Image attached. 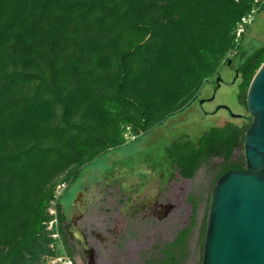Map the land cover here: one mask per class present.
Segmentation results:
<instances>
[{
  "label": "trees",
  "instance_id": "trees-1",
  "mask_svg": "<svg viewBox=\"0 0 264 264\" xmlns=\"http://www.w3.org/2000/svg\"><path fill=\"white\" fill-rule=\"evenodd\" d=\"M251 6V0H0V264H21L47 246L43 221L56 180L71 167L76 171L61 180H78L90 162L124 144L125 123L138 136L183 108L230 51L241 56L240 88H248L264 62V42L248 51L245 34L237 43L235 29ZM249 126L215 125L196 139L174 140L165 152L186 179L222 157L217 182L247 168L246 158L234 161L233 153ZM190 201L195 220L199 203L193 195ZM64 219L62 212L70 252ZM191 230L177 235L160 264L183 262Z\"/></svg>",
  "mask_w": 264,
  "mask_h": 264
},
{
  "label": "rangeland",
  "instance_id": "rangeland-1",
  "mask_svg": "<svg viewBox=\"0 0 264 264\" xmlns=\"http://www.w3.org/2000/svg\"><path fill=\"white\" fill-rule=\"evenodd\" d=\"M263 42L264 7L248 26L243 46L252 51ZM230 54L239 57L238 51H230L224 58ZM224 70L227 77L232 76L228 68ZM241 82L223 86L217 101L246 118H231L221 111L217 116L203 121L195 118V122L189 123L186 118L189 111H186L161 119L162 122L138 136H135L133 125L125 123L126 142L94 159L79 174L78 180L68 182L69 187L61 198L65 216L63 227L72 254L67 248L66 251L76 264H160L177 235L189 226L192 230L185 246L187 254L181 264H202L206 231L202 235L201 229L205 222L207 226L215 176L224 159L217 157L203 162L196 176L186 179L169 160L165 149L180 137L196 139L207 129L228 121L242 125L251 123L246 104L249 86L241 90ZM209 92L205 89L204 95L208 96ZM206 106L212 108L213 103L208 102ZM124 118L125 114L119 115L121 121ZM244 157V146L237 147L233 160ZM75 171V167L69 168L56 182ZM140 172L145 173L143 177L138 174ZM74 195L77 199L72 205ZM191 195L199 203L195 220L192 219ZM93 204L106 214L105 217L98 223L86 222L85 216L79 218L80 210L86 213L90 209L88 206ZM47 253L48 244L26 255L21 264H47L43 260Z\"/></svg>",
  "mask_w": 264,
  "mask_h": 264
},
{
  "label": "water",
  "instance_id": "water-1",
  "mask_svg": "<svg viewBox=\"0 0 264 264\" xmlns=\"http://www.w3.org/2000/svg\"><path fill=\"white\" fill-rule=\"evenodd\" d=\"M246 104L252 118L244 135L247 168L227 171L213 187L202 264H264V62Z\"/></svg>",
  "mask_w": 264,
  "mask_h": 264
},
{
  "label": "built area",
  "instance_id": "built-area-1",
  "mask_svg": "<svg viewBox=\"0 0 264 264\" xmlns=\"http://www.w3.org/2000/svg\"><path fill=\"white\" fill-rule=\"evenodd\" d=\"M252 6L238 21L235 29V40L240 43L247 28L252 24L264 7V0H251ZM69 187L66 180H60L54 187L53 196L46 207V217L43 221L44 233L49 240V253L43 256L47 264H76V260L66 251V245L61 232V198ZM60 249H62L60 251Z\"/></svg>",
  "mask_w": 264,
  "mask_h": 264
},
{
  "label": "flooded vegetation",
  "instance_id": "flooded-vegetation-1",
  "mask_svg": "<svg viewBox=\"0 0 264 264\" xmlns=\"http://www.w3.org/2000/svg\"><path fill=\"white\" fill-rule=\"evenodd\" d=\"M240 59H241L240 54L239 57H237V55L231 56V54L227 56L226 60L224 61L223 65L221 66L220 70L216 73V75L212 79H209L203 85L201 94L200 95L197 94L196 96H194L183 108L173 113V115L176 113L178 114L180 112L184 113L186 111H189V113L186 116L187 122L189 123L195 122L194 121L195 118L196 119L198 118L199 121H203L206 120L207 117L217 116L221 111H225L231 118H235V119L246 118V116L243 114H239L241 116L238 117H233L230 112V110L232 111L231 107L227 104L220 103L217 101L218 92L223 88V86L230 84L235 85L239 82L241 73L239 70L238 62ZM224 68H228L232 72L231 77H227L225 75ZM219 77H221V81L217 82V79ZM207 88L210 91L208 96L204 95L205 89L207 90ZM208 102L213 103L212 108H207L206 105ZM193 106H195V108L191 110ZM219 106H221V108L217 109ZM224 106H228L230 110L228 108H225Z\"/></svg>",
  "mask_w": 264,
  "mask_h": 264
},
{
  "label": "crops",
  "instance_id": "crops-1",
  "mask_svg": "<svg viewBox=\"0 0 264 264\" xmlns=\"http://www.w3.org/2000/svg\"><path fill=\"white\" fill-rule=\"evenodd\" d=\"M76 199H77V197H75V195H74V198L70 204L73 205V203L76 202L75 201ZM88 208H90V209H88V211L86 213L81 211L82 209L80 210V217L79 218H81L82 216H85V217H83V219L86 220V222L98 223L99 219H103L106 215L105 213L98 210V208L96 207L95 204H93L92 206H88ZM62 212H63V205H62Z\"/></svg>",
  "mask_w": 264,
  "mask_h": 264
},
{
  "label": "bare ground",
  "instance_id": "bare-ground-1",
  "mask_svg": "<svg viewBox=\"0 0 264 264\" xmlns=\"http://www.w3.org/2000/svg\"><path fill=\"white\" fill-rule=\"evenodd\" d=\"M138 174H139L140 176H142V177H143L145 173H143V172H140V173H138Z\"/></svg>",
  "mask_w": 264,
  "mask_h": 264
}]
</instances>
